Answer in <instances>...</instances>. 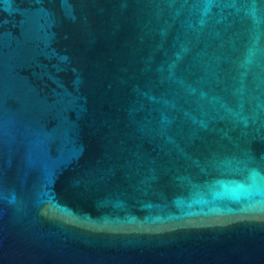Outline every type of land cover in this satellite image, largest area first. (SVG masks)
I'll return each mask as SVG.
<instances>
[{
	"label": "water",
	"instance_id": "water-1",
	"mask_svg": "<svg viewBox=\"0 0 264 264\" xmlns=\"http://www.w3.org/2000/svg\"><path fill=\"white\" fill-rule=\"evenodd\" d=\"M0 264H264V0H0Z\"/></svg>",
	"mask_w": 264,
	"mask_h": 264
}]
</instances>
